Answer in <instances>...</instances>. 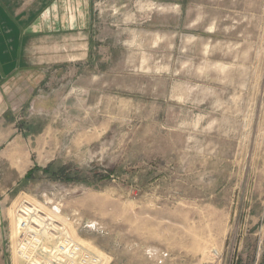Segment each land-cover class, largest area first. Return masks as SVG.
I'll use <instances>...</instances> for the list:
<instances>
[{
    "label": "rangeland",
    "instance_id": "1",
    "mask_svg": "<svg viewBox=\"0 0 264 264\" xmlns=\"http://www.w3.org/2000/svg\"><path fill=\"white\" fill-rule=\"evenodd\" d=\"M47 2L0 66L5 259L26 202L104 264H261L264 0Z\"/></svg>",
    "mask_w": 264,
    "mask_h": 264
},
{
    "label": "built area",
    "instance_id": "2",
    "mask_svg": "<svg viewBox=\"0 0 264 264\" xmlns=\"http://www.w3.org/2000/svg\"><path fill=\"white\" fill-rule=\"evenodd\" d=\"M15 254L19 264H104L103 258L86 248L71 234L67 224L57 219L60 206L52 213L41 208L21 204ZM167 253H162L158 264H166Z\"/></svg>",
    "mask_w": 264,
    "mask_h": 264
},
{
    "label": "crops",
    "instance_id": "3",
    "mask_svg": "<svg viewBox=\"0 0 264 264\" xmlns=\"http://www.w3.org/2000/svg\"><path fill=\"white\" fill-rule=\"evenodd\" d=\"M18 2V0H0V66L1 72L2 63L7 65L10 62H16L22 60V50L20 46L26 43V36H29L30 32L35 25L39 24V19L42 15V7L44 5L49 6V0H42L38 3L36 0L33 2ZM25 6H22V3ZM41 8H40V7ZM7 46V47H6ZM18 49V50H17ZM3 67L5 68L6 66ZM20 169V168H19ZM19 171V170H18ZM1 205V201H0ZM2 210L0 206V264H10L5 258L4 247L2 246ZM264 230V226H263ZM261 249V248H260ZM264 249V248H263ZM262 251V250H261ZM263 258L261 264H264V250L262 252ZM261 255V257H262Z\"/></svg>",
    "mask_w": 264,
    "mask_h": 264
},
{
    "label": "trees",
    "instance_id": "4",
    "mask_svg": "<svg viewBox=\"0 0 264 264\" xmlns=\"http://www.w3.org/2000/svg\"><path fill=\"white\" fill-rule=\"evenodd\" d=\"M44 171H45V172H47L48 170H47V169H45Z\"/></svg>",
    "mask_w": 264,
    "mask_h": 264
}]
</instances>
